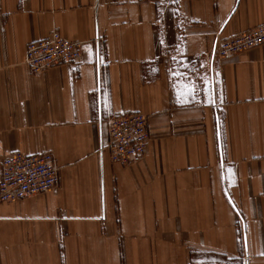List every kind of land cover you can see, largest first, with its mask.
Segmentation results:
<instances>
[{
	"label": "crops",
	"instance_id": "1",
	"mask_svg": "<svg viewBox=\"0 0 264 264\" xmlns=\"http://www.w3.org/2000/svg\"><path fill=\"white\" fill-rule=\"evenodd\" d=\"M260 24L264 0H0V170L60 166L0 203V264H264V44L211 63L218 33ZM53 30L82 58L33 74L26 45ZM131 111L146 152L112 163L105 119Z\"/></svg>",
	"mask_w": 264,
	"mask_h": 264
},
{
	"label": "built area",
	"instance_id": "2",
	"mask_svg": "<svg viewBox=\"0 0 264 264\" xmlns=\"http://www.w3.org/2000/svg\"><path fill=\"white\" fill-rule=\"evenodd\" d=\"M103 35L95 39L103 51ZM264 44V24L257 25L230 37L216 35L212 65ZM83 42L64 37L58 30L26 45L25 63L33 74L58 65L77 64L82 58ZM103 53V52H102ZM213 68V67H212ZM148 116L139 111L108 115L105 119L107 142L101 153L107 152L112 163L122 165L144 156L150 133ZM60 182V166L54 153L41 151L26 154L12 151L3 156L0 170V203L15 202L26 197L55 190Z\"/></svg>",
	"mask_w": 264,
	"mask_h": 264
},
{
	"label": "snow or ice",
	"instance_id": "3",
	"mask_svg": "<svg viewBox=\"0 0 264 264\" xmlns=\"http://www.w3.org/2000/svg\"><path fill=\"white\" fill-rule=\"evenodd\" d=\"M189 92H191V88H189Z\"/></svg>",
	"mask_w": 264,
	"mask_h": 264
}]
</instances>
